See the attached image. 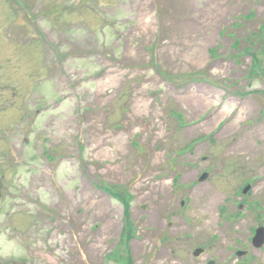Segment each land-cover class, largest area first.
Returning a JSON list of instances; mask_svg holds the SVG:
<instances>
[{"label": "rangeland", "instance_id": "obj_1", "mask_svg": "<svg viewBox=\"0 0 264 264\" xmlns=\"http://www.w3.org/2000/svg\"><path fill=\"white\" fill-rule=\"evenodd\" d=\"M259 226L264 0H0V264H264Z\"/></svg>", "mask_w": 264, "mask_h": 264}, {"label": "bare ground", "instance_id": "obj_2", "mask_svg": "<svg viewBox=\"0 0 264 264\" xmlns=\"http://www.w3.org/2000/svg\"><path fill=\"white\" fill-rule=\"evenodd\" d=\"M186 104H188L189 106L192 107V110L195 109H201L204 106V103H202V101H200L198 98H194V99H189L188 101H186ZM216 198L214 197H209L207 200V203L205 204V208L203 209L204 211H209L210 207H212L215 204ZM104 202H102L101 205H103ZM106 211L103 210V214ZM111 227H114V224H111V226L108 225V231L111 230Z\"/></svg>", "mask_w": 264, "mask_h": 264}, {"label": "water", "instance_id": "obj_3", "mask_svg": "<svg viewBox=\"0 0 264 264\" xmlns=\"http://www.w3.org/2000/svg\"><path fill=\"white\" fill-rule=\"evenodd\" d=\"M206 177H207V174L202 176L200 180L204 181L206 179ZM257 233L258 234L255 237L254 243L260 247V246L264 245V229L263 228L258 229Z\"/></svg>", "mask_w": 264, "mask_h": 264}, {"label": "flooded vegetation", "instance_id": "obj_4", "mask_svg": "<svg viewBox=\"0 0 264 264\" xmlns=\"http://www.w3.org/2000/svg\"><path fill=\"white\" fill-rule=\"evenodd\" d=\"M169 242V241H168ZM205 252L206 251H204L200 256H195L197 259H201V256H203L204 254H205ZM212 259H214L213 257L212 258H208L207 260H206V263H204V264H210V261L212 260ZM216 264H218V262H216Z\"/></svg>", "mask_w": 264, "mask_h": 264}]
</instances>
